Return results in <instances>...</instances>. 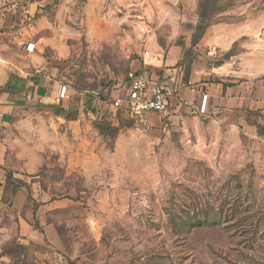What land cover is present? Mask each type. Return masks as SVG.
<instances>
[{"label":"rangeland","instance_id":"obj_1","mask_svg":"<svg viewBox=\"0 0 264 264\" xmlns=\"http://www.w3.org/2000/svg\"><path fill=\"white\" fill-rule=\"evenodd\" d=\"M66 21L53 67L69 98L22 102L0 124V264H264V160L249 140L169 115L139 123L94 94L139 68L147 28L167 43L218 21L264 23V0H77ZM28 209L40 234L42 218L55 223L62 248L24 236Z\"/></svg>","mask_w":264,"mask_h":264},{"label":"crops","instance_id":"obj_2","mask_svg":"<svg viewBox=\"0 0 264 264\" xmlns=\"http://www.w3.org/2000/svg\"><path fill=\"white\" fill-rule=\"evenodd\" d=\"M76 2L0 0V124L18 112L22 102L40 101L54 107L69 98L70 86L54 79L53 63L67 54L70 36L66 14ZM90 14L94 16V12ZM151 28L153 32L147 33L144 41V51L148 50L149 55L143 53V63L135 71L166 87L169 118L184 130L198 133L200 127H219L224 135L234 134L238 144L243 143V138L248 139L255 157L263 161L264 120L254 122L250 116L257 111L264 114V23L218 21L206 26L196 39L187 30L183 39L177 37L167 43H162ZM29 43L34 44L33 50L27 49ZM45 47L54 48V55L45 56ZM127 81L128 77L121 83ZM62 85L67 86L65 97H60ZM99 92L102 94V89ZM96 93V99H100ZM205 94L207 105L201 111ZM99 101L115 114L121 111L109 100ZM154 115L160 114L151 112L149 117ZM1 153L0 164L4 161ZM26 197L27 192L19 190L15 207L22 210ZM32 215L28 209L26 219L20 222L24 236L37 242L46 237L55 247L62 248L63 240L55 223L42 218L44 236L31 226ZM90 230L94 234L93 225Z\"/></svg>","mask_w":264,"mask_h":264},{"label":"built area","instance_id":"obj_3","mask_svg":"<svg viewBox=\"0 0 264 264\" xmlns=\"http://www.w3.org/2000/svg\"><path fill=\"white\" fill-rule=\"evenodd\" d=\"M150 34L153 32L149 27L145 30ZM28 50L34 49V44L27 45ZM144 55H149L145 50ZM188 85L193 86L191 82ZM67 86L62 85L60 97L67 94ZM96 95L100 99L109 100V102L118 110L125 112L130 118L139 123H146L151 112L162 116L170 114V105L168 100V90L157 80H151L144 75L131 71L128 74L127 83H114L102 89ZM207 105V95L202 98L201 111H204Z\"/></svg>","mask_w":264,"mask_h":264}]
</instances>
